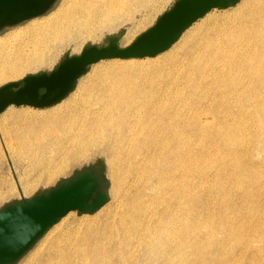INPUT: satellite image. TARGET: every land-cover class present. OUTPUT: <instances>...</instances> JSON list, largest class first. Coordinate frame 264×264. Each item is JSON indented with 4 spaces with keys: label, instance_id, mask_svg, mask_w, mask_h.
Returning a JSON list of instances; mask_svg holds the SVG:
<instances>
[{
    "label": "bare ground",
    "instance_id": "bare-ground-1",
    "mask_svg": "<svg viewBox=\"0 0 264 264\" xmlns=\"http://www.w3.org/2000/svg\"><path fill=\"white\" fill-rule=\"evenodd\" d=\"M156 1H63L53 16L32 19L25 28L0 37V83L39 67L55 47L114 30L131 19L135 5L146 11L149 2ZM80 93V98L49 113H11L14 127L3 128L8 135L5 142L19 150L18 159L28 162L27 174L36 180L44 177L49 182L91 149L103 148L114 174L131 167L141 185L134 195L120 200L119 211L113 212L103 228L90 225L84 231L69 232L53 240L47 254L34 253L24 264H140L142 251L154 264H199V256L208 254L213 243L209 248L197 246L196 229L182 225L179 207L167 201L170 188L173 196L177 193L181 169H170L172 177L166 178L167 170L149 168L148 152L151 146L159 151L169 132L195 129L234 134L248 127L249 118H262L264 0H245L233 16L208 19L162 61L111 65ZM141 134L147 138L140 140ZM154 134V140L148 137ZM29 181L24 183L26 191L33 184Z\"/></svg>",
    "mask_w": 264,
    "mask_h": 264
},
{
    "label": "rangeland",
    "instance_id": "rangeland-1",
    "mask_svg": "<svg viewBox=\"0 0 264 264\" xmlns=\"http://www.w3.org/2000/svg\"><path fill=\"white\" fill-rule=\"evenodd\" d=\"M63 1L65 0H58L46 14L33 19L38 21L40 18L46 19L53 16L61 7ZM176 1L177 0H158L156 2H149L146 11H144V9L141 11L138 10V6L135 5V8H133L132 13L130 14L132 15L131 19L114 30H104L99 33L96 38L86 36L80 37L66 45L61 44L58 46V43H56L55 46L58 47H55L48 53V59L39 67L27 70L15 79L1 82L0 86L9 82L21 81L29 74L51 72L66 56L79 54L87 45H107L109 38L113 35L119 37L118 43L121 47L128 46L140 34L152 27L164 12L173 7ZM244 1L245 0H241L236 5L225 9L216 8L209 11L204 17L197 20L185 30L180 38L168 50L155 57H146V59L131 58L132 60L107 59L90 66L88 72L78 80L74 90L69 96L54 106L48 108H36L31 106L12 105L0 114V130L2 129L0 132V209L9 204L29 200L38 194L47 192L49 189L55 188L59 184L66 182L69 179L74 178L77 174L87 170H93L99 175L103 189L107 192L108 196L106 204L94 213L71 211L65 217L61 218L14 264H24L32 257V255H35L38 252L47 254L51 249V242L59 237H63V235H68L69 232L70 235L71 233L75 234L77 233L75 232L76 230L84 231V229L86 230L90 225H98L99 227H102V225H104L111 217L113 212L119 211L118 209L120 206L118 207L117 205L120 204V200L124 199L126 196L134 195L141 184L138 182L136 172L131 167L124 166L123 172H121L122 176H120L121 174H114L110 156L103 148L91 149V151L80 156V159L78 158L79 160L77 159L74 161L65 173L56 175L49 182L46 181L44 177L40 180H36V177L33 178L31 175L27 174L25 168H27L26 166H28V162L18 159V156L20 155L19 150L16 149L15 146L11 147L8 142L7 145L5 142L8 135L3 133L4 129L7 127H14V124L9 120L11 113L34 111L37 113L40 112V114H45L56 109H61L70 102L72 103L75 99L80 98L82 95L80 92L83 93L84 88L90 83L95 75L111 65L132 63L133 61L136 63H156L162 61L169 54H173L175 51L177 52L184 41L187 40L190 35L201 27L208 19L231 17L237 13L239 6ZM31 22L32 19L16 26L5 28L0 32V37H5L10 31L13 32L16 29L25 28L26 25H30ZM261 117L262 118L259 117V119H255L256 117H253L252 119L249 118L250 120H248V123L251 122L249 125L247 124L248 127L245 126L243 129L244 131L241 130L234 134H217L219 132L213 130L202 131L195 129L180 131L176 134L169 132L166 135L167 140L160 145L161 149L159 151H155L156 149H153L154 147L152 146L149 148L148 157L149 159L151 158V161H148L151 165L149 168L153 169L154 167H159L163 168L165 171L167 170L165 176L168 179H170L169 177H172L170 171L177 167L178 169H181V171L178 170V194L176 193V195L173 196V190L170 188L169 194L167 195V201L172 203L173 206L176 204V206L179 207L181 212H179V214L182 217V225H190L192 231L196 229L193 234L195 233L194 239L197 246L200 247V245H202L201 248H209L213 243L211 246L212 250L210 251L209 249L210 254L206 253L199 256V264H264V240H262L264 237V113ZM9 124L10 126H8ZM257 130L258 132L254 133ZM243 132L246 135L243 134ZM2 134H4V137ZM227 134L230 138H228L229 136ZM185 136L188 140L190 139L189 144L187 143L188 140H186V142V138H183ZM148 137L154 140L157 138V135H148ZM231 137H234V139L232 140ZM143 138H147V134L139 135L140 140ZM173 139H175V143L173 142ZM224 139L226 141H224ZM230 139V143H227ZM221 140L223 141L222 143ZM242 140L245 141L243 142ZM180 150H182V152H180ZM17 154L19 155L17 156ZM174 155H176V157ZM231 155L233 157H231ZM229 156L232 159H230ZM191 157L192 159H190ZM186 160H188V162ZM130 168L135 173H132L133 171ZM191 178H194V180ZM34 179L35 182H32ZM190 179L192 180L191 182ZM28 181L29 185L33 183V186L31 185L26 191V189H24V183L27 184ZM113 188L116 189L114 190ZM148 194H150V191ZM184 200L189 201L185 202ZM180 207L186 212H183ZM186 215L188 218H186ZM203 226L205 231L204 229H201ZM216 229L217 231H215ZM232 229L235 230L233 231ZM213 231L214 233H212ZM197 233L199 236H197L198 238L196 237ZM196 239L198 240L196 241ZM213 248H217L215 249V252ZM216 250L218 252H216ZM145 252L146 251H142L140 264H154L153 259L148 257ZM207 257L210 259V262Z\"/></svg>",
    "mask_w": 264,
    "mask_h": 264
},
{
    "label": "water",
    "instance_id": "water-1",
    "mask_svg": "<svg viewBox=\"0 0 264 264\" xmlns=\"http://www.w3.org/2000/svg\"><path fill=\"white\" fill-rule=\"evenodd\" d=\"M58 0H0V32L27 20L46 14ZM241 0H177L148 30L128 46L121 47L113 35L107 45H87L77 55L66 56L51 72L29 74L21 81L0 86V114L8 107L54 106L74 90L78 80L90 66L107 59L155 57L168 50L193 23L209 11L225 9ZM166 23L161 26V20ZM156 30L151 47L140 48L136 42ZM92 55L85 58V53ZM51 86V87H50ZM108 200L99 175L93 170L77 174L47 192L29 200L9 204L0 209V264H14L33 245L71 211L94 213Z\"/></svg>",
    "mask_w": 264,
    "mask_h": 264
},
{
    "label": "snow or ice",
    "instance_id": "snow-or-ice-1",
    "mask_svg": "<svg viewBox=\"0 0 264 264\" xmlns=\"http://www.w3.org/2000/svg\"><path fill=\"white\" fill-rule=\"evenodd\" d=\"M165 23H166V18L161 20V26H163ZM156 39H157L156 30H153L152 32H149V33L145 34L144 36H142L136 42V46H138L140 48L151 47L154 44V42L156 41ZM90 55H92L91 52H86L85 53V58H87ZM2 96H3V94H2V92H0V99H2Z\"/></svg>",
    "mask_w": 264,
    "mask_h": 264
}]
</instances>
